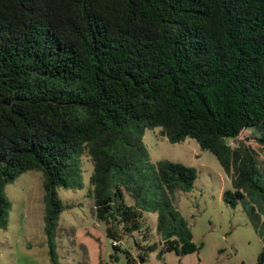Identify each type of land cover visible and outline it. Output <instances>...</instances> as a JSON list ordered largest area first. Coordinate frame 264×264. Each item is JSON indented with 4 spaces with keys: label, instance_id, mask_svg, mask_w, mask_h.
I'll use <instances>...</instances> for the list:
<instances>
[{
    "label": "trees",
    "instance_id": "trees-1",
    "mask_svg": "<svg viewBox=\"0 0 264 264\" xmlns=\"http://www.w3.org/2000/svg\"><path fill=\"white\" fill-rule=\"evenodd\" d=\"M134 126L213 153L234 176L224 193L233 207L245 190L263 191L254 154L226 140L257 127L264 144V0H0V223L10 206L3 186L38 171L52 225L62 208L56 189L72 186V170L83 180L87 153L107 236L139 231L143 210L112 186L129 166L117 144H133ZM158 170L171 194L193 189L194 168L163 161ZM165 250L199 247L185 230Z\"/></svg>",
    "mask_w": 264,
    "mask_h": 264
},
{
    "label": "rangeland",
    "instance_id": "rangeland-1",
    "mask_svg": "<svg viewBox=\"0 0 264 264\" xmlns=\"http://www.w3.org/2000/svg\"><path fill=\"white\" fill-rule=\"evenodd\" d=\"M132 131V145L117 144L118 158L129 166L125 172L114 173L112 186L121 188L128 205L143 210L141 229L123 235L120 247H113L90 196L94 165L85 153L83 180L76 176L77 169L72 170L68 173L72 186L56 189L62 208L52 225L40 172L22 174L3 186L10 206L5 222L0 223V264H127V252L136 264H261V259L264 264V190H245L244 198L233 207L224 199V193L234 189L233 174L225 171L213 153L201 149L197 140L172 144L161 135V128L142 131L134 126ZM260 137L259 128L249 127L226 143L254 154L264 188ZM163 161L196 170L190 192L176 189L171 194L161 183L158 164ZM167 201L170 208L165 207ZM169 211L177 212V219ZM162 213L166 215L161 219ZM185 230L199 250L186 255L166 251L167 241L180 240Z\"/></svg>",
    "mask_w": 264,
    "mask_h": 264
},
{
    "label": "built area",
    "instance_id": "built-area-1",
    "mask_svg": "<svg viewBox=\"0 0 264 264\" xmlns=\"http://www.w3.org/2000/svg\"><path fill=\"white\" fill-rule=\"evenodd\" d=\"M113 245H116V246L120 247V242L119 241H113Z\"/></svg>",
    "mask_w": 264,
    "mask_h": 264
},
{
    "label": "water",
    "instance_id": "water-1",
    "mask_svg": "<svg viewBox=\"0 0 264 264\" xmlns=\"http://www.w3.org/2000/svg\"><path fill=\"white\" fill-rule=\"evenodd\" d=\"M140 262L141 263H143V260L142 259H140ZM263 263V259H261V264Z\"/></svg>",
    "mask_w": 264,
    "mask_h": 264
}]
</instances>
